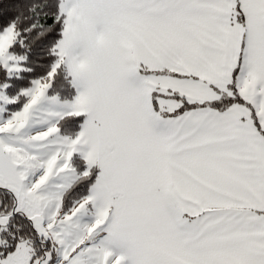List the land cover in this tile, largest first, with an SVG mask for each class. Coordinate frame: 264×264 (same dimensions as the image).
<instances>
[{"label": "crops", "instance_id": "1", "mask_svg": "<svg viewBox=\"0 0 264 264\" xmlns=\"http://www.w3.org/2000/svg\"><path fill=\"white\" fill-rule=\"evenodd\" d=\"M60 7L57 54L75 88L73 111L84 115L78 154L98 169L89 194L60 216L102 209L105 198L111 212L92 210L72 228L70 219L34 222L55 264L62 253L64 264H264V0ZM238 65L237 91L262 131L241 104L161 115L183 100H218Z\"/></svg>", "mask_w": 264, "mask_h": 264}, {"label": "rangeland", "instance_id": "2", "mask_svg": "<svg viewBox=\"0 0 264 264\" xmlns=\"http://www.w3.org/2000/svg\"><path fill=\"white\" fill-rule=\"evenodd\" d=\"M15 38L13 28L0 34V63L9 77L18 74L22 69L20 66L22 59L9 51ZM62 63L65 64L58 56L56 65ZM5 86L0 87V187L14 193L17 210L34 219L33 222L39 225L43 219H70V222H64L67 228H72L73 222L90 219L91 215L94 216L92 210L97 216H104L105 212L109 214L111 209L105 208L109 204L105 198L101 202L102 209L91 208L88 211L87 207L82 206L69 218L60 216L66 213L62 211V198L65 192L81 175L73 162L76 156L81 157L78 154L76 138L79 132L75 135L64 134L58 126V122L66 116L82 115L73 111L74 105L70 102L72 99L63 100L55 94H50V82L43 79L27 93L28 101L23 109L12 112L9 109L12 101L5 93ZM226 94L230 95L231 91L228 90ZM176 98L181 100L179 96ZM83 162L87 165L85 160ZM92 167L96 166H87V170L82 173H88ZM39 174L43 175L42 179L38 177ZM69 175L74 178L71 185ZM53 180L62 181L65 187L60 182L61 187L55 188ZM5 221L6 218H0V231L4 228ZM58 228L62 234L60 239L64 240L63 223H59ZM73 233H78L79 242L80 229L74 227ZM40 237L42 241H47L41 235ZM59 242L62 246L65 244L63 241ZM43 258L45 259L42 260ZM50 258V252H47L45 257L36 256L32 244L22 241L13 252L4 257L0 256V264H48ZM64 260L65 256L62 253L59 263L64 264ZM103 264L107 262L103 261Z\"/></svg>", "mask_w": 264, "mask_h": 264}, {"label": "trees", "instance_id": "3", "mask_svg": "<svg viewBox=\"0 0 264 264\" xmlns=\"http://www.w3.org/2000/svg\"><path fill=\"white\" fill-rule=\"evenodd\" d=\"M61 1L0 0V34L9 28L14 29L16 38L9 51L22 59L20 62L22 69L18 74L10 77L0 63V87L6 85L5 93L12 101L9 106L12 112L23 109L28 101L27 93L43 79L50 82V94H55L63 100H71L75 95V88L66 65L63 63L56 65L58 62L56 47L64 31ZM235 16L239 22H243L244 15L239 5L236 7ZM238 72L239 65L234 70L232 82L228 87L231 91L230 95L223 93L216 101L200 104H191L183 100L178 110L171 114L161 113V115H179L189 110L205 108L225 112L233 105L241 104L250 108L253 122L261 130L255 111L237 91ZM83 122L84 115H69L61 119L58 126L62 133L75 135L80 131ZM73 160L81 175L73 186L67 189L62 198L63 212L69 211L89 194L98 174L97 167H92L88 173L83 174L82 172L87 170L83 158L76 156ZM16 204L17 199L14 193L0 187V218H6L4 228L0 231V256L4 257L13 252L20 242L28 241L32 244L36 256L45 257L47 252H50L51 258L48 264H55L57 253L52 243L49 240L42 241L33 220L18 211Z\"/></svg>", "mask_w": 264, "mask_h": 264}]
</instances>
